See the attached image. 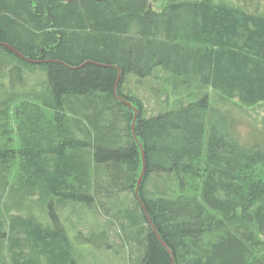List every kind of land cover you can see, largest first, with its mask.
Listing matches in <instances>:
<instances>
[{"label":"trees","instance_id":"trees-1","mask_svg":"<svg viewBox=\"0 0 264 264\" xmlns=\"http://www.w3.org/2000/svg\"><path fill=\"white\" fill-rule=\"evenodd\" d=\"M107 249L264 264L263 0H0V264Z\"/></svg>","mask_w":264,"mask_h":264},{"label":"rangeland","instance_id":"rangeland-1","mask_svg":"<svg viewBox=\"0 0 264 264\" xmlns=\"http://www.w3.org/2000/svg\"><path fill=\"white\" fill-rule=\"evenodd\" d=\"M90 252H93L95 254H91ZM119 255H120L119 253L114 252L112 250H108V249L107 250H86V257L88 258L87 262H89L90 264H93V262H96L98 264H118Z\"/></svg>","mask_w":264,"mask_h":264},{"label":"water","instance_id":"water-1","mask_svg":"<svg viewBox=\"0 0 264 264\" xmlns=\"http://www.w3.org/2000/svg\"><path fill=\"white\" fill-rule=\"evenodd\" d=\"M14 51H15L16 53L20 54V52L17 51L16 49H14ZM20 55H21L22 57H24L22 54H20ZM24 58H25V57H24ZM27 60H28V59H27ZM127 104L131 105V103L128 102V101H127ZM136 117H137V110L135 111V119H136ZM143 157H144V163H145V153H144V152H143ZM145 169H146V166L144 165V169H143V172H142V174H141V176H140V178H139L138 185L141 183V180H142L143 174H144V172H145Z\"/></svg>","mask_w":264,"mask_h":264},{"label":"bare ground","instance_id":"bare-ground-1","mask_svg":"<svg viewBox=\"0 0 264 264\" xmlns=\"http://www.w3.org/2000/svg\"><path fill=\"white\" fill-rule=\"evenodd\" d=\"M13 50H14V49H13ZM20 54H21V53H20ZM20 54H19V55H20ZM20 56H21V55H20ZM120 74H121V72H120Z\"/></svg>","mask_w":264,"mask_h":264}]
</instances>
